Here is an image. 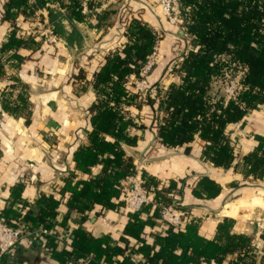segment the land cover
I'll return each instance as SVG.
<instances>
[{
	"label": "trees",
	"instance_id": "16d2710c",
	"mask_svg": "<svg viewBox=\"0 0 264 264\" xmlns=\"http://www.w3.org/2000/svg\"><path fill=\"white\" fill-rule=\"evenodd\" d=\"M35 1L36 4L31 5L29 0H7L4 19L14 21L18 14L32 16L47 0ZM81 1L68 0L66 17L69 20H85L81 14ZM180 3L184 11V30L178 29L177 36L179 44H184V50L178 52L168 69V75H177L180 83L164 89L158 82H147L144 94L134 89L160 37L141 20L130 19L131 10L127 8L120 18L122 27L126 26L123 43L97 60L90 81L85 80L82 70L72 77L74 82L85 81V86L73 90L75 95L84 94L90 86L95 102L90 109L88 144L78 148L73 155L75 170L89 178L73 183L75 173L72 172L64 179L60 191L68 211L83 213L95 205L102 211L123 210L120 183L135 173V165L122 146L136 145L138 137L132 132L145 129V119L150 120L155 140L167 149L183 148L188 153L190 144L197 137L203 147L204 161L224 170L231 166L236 170L241 163L239 173L244 180L264 178V135H255L254 149L238 161L237 140L229 131L257 105H264V0H180ZM96 6L97 3L88 0V15ZM46 10L52 34L65 39L67 44L76 41L74 31L65 36L59 13ZM17 29L14 25L7 39L0 43V79L7 77L10 81L0 94V106L7 115L14 118L21 115L25 124H29L28 88L17 77L7 76L6 68L18 70L25 61L33 59L43 40L18 36ZM20 49L30 53L23 56L18 53ZM232 65L235 74L238 69L242 70L241 89L234 100L226 98L222 89L225 70ZM144 109L148 112H142ZM131 113L136 117L132 118ZM97 167L99 172L90 176L91 169ZM145 179L144 187L152 196V204L175 203L179 210L187 212L168 196L173 184L156 190L155 183L148 177ZM238 185L234 183L232 187ZM220 191L219 184L204 176L197 181L192 194L208 200L217 197ZM61 203L62 200L52 195H41L34 201L37 213L27 211L23 221L32 230L44 225L51 229ZM142 210L126 213L129 222L125 228V235L138 241L133 252L143 256L145 261L141 264H223L232 255L237 258L228 264H243V257L251 254L250 239L232 233L234 221L228 218L216 226L213 239L201 237L197 222L191 220L180 229L166 228L162 233L154 234L152 243H146L141 234L147 224L153 223L151 218H156L159 209L147 220L140 218ZM7 212L0 216L16 222L19 214L13 209ZM70 235L72 250L57 254L59 260L67 263L91 257L89 264H101L105 247L108 248L107 237L97 239L81 229ZM260 238L264 243V232ZM123 242L124 247L115 246L109 250L105 264H113V257L122 253L123 260L114 264H134L129 256H124L128 241ZM260 258V264H264V252Z\"/></svg>",
	"mask_w": 264,
	"mask_h": 264
},
{
	"label": "crops",
	"instance_id": "0c3cea01",
	"mask_svg": "<svg viewBox=\"0 0 264 264\" xmlns=\"http://www.w3.org/2000/svg\"><path fill=\"white\" fill-rule=\"evenodd\" d=\"M93 1L97 6L92 8L93 13L89 15L88 0L81 1L84 21L66 17L68 0H47L34 15L18 14L14 21H9L4 19L7 0H0V43L7 39L14 25L18 27V36H33L36 40H43L33 59L25 61L18 70L6 68L7 76L17 77L28 88L30 118L29 124H25L21 115L14 118L4 113L0 106V213L4 215L13 209L18 214L19 211L26 213L29 210L36 214L38 210L34 201L41 195H52L62 200L52 226L55 234L66 236L81 229L97 239L107 237L108 248L105 247L101 264H105V256L111 248L124 247L123 240H127L124 256H129L134 264H141L145 261L143 256L133 252L138 247V241L125 235L129 222L126 212L102 211L96 205L83 213L68 211L65 197L60 194L64 179L72 172L75 173L73 183L89 178V175L75 170L73 155L78 148L88 144L90 109L95 102V95L90 86H87L84 94L75 95L73 90L84 85L85 81L74 82L72 77L82 70L85 80L90 81L97 60L123 43L126 26L122 27L120 18L125 8L131 10L130 19L141 20L160 37L157 61L148 78L150 84L158 82L160 88L165 89L170 84L180 83L177 75H168V69L178 52L184 50V44H179L178 28L170 26L158 7L146 0ZM29 3L33 5L36 1L29 0ZM46 9L59 13L65 36L68 37L74 31L76 41L67 44L65 39L58 37L55 44L46 43L45 39L51 32ZM37 24L44 30H36ZM18 53L24 56L30 52L20 49ZM9 85L7 77L1 78L0 94ZM142 112L147 113L148 109ZM149 121L144 120L145 129L132 132L138 137L135 146H122L134 165L143 156L149 157L139 172L144 182L145 177H148L155 183L156 190L173 184L168 196L187 210L190 219L197 222L198 234L205 239H213L216 226L223 219L233 220L232 233L250 239L251 254L243 257V264H260V256L264 252V243L260 238L264 229L259 226L264 220V178L244 180L239 173L242 170L241 163L236 170L234 166L224 170L204 161L203 147L197 137L190 144L188 153L183 148L167 149L155 140ZM237 124V127L235 124L231 126L229 131L231 137L237 140L236 143H240L237 157L240 161L243 155L254 149V136L264 135V112L249 111L245 119ZM98 172L99 167L92 168L90 176ZM204 176L214 180L221 188L220 194L214 199H199L192 194L197 181ZM234 183H238V187H232ZM147 206L139 213L144 220L152 217L157 210L155 204ZM158 217L159 211L156 218H151L153 223L143 229L141 238L146 243L151 244L152 236L165 230L158 226ZM48 242L42 236L23 238L0 257V264H89L91 260V257H87L65 263L57 258V254L72 250L71 239L68 245L53 246ZM236 258L232 255L223 264ZM122 260L123 253L112 259L113 264Z\"/></svg>",
	"mask_w": 264,
	"mask_h": 264
},
{
	"label": "built area",
	"instance_id": "2783aa9c",
	"mask_svg": "<svg viewBox=\"0 0 264 264\" xmlns=\"http://www.w3.org/2000/svg\"><path fill=\"white\" fill-rule=\"evenodd\" d=\"M150 5L158 7L159 11L164 15L169 24L183 29V10L181 9L180 0H146ZM157 33V32H156ZM158 34V33H157ZM184 38L187 35H183ZM46 43L55 44L58 38L51 32L49 37L45 39ZM158 43L155 45L154 51L148 58L147 63L141 71V78L135 83L134 89L140 94H144L147 90V82L153 66L156 64L158 54ZM190 49V47L188 48ZM234 65L226 68L224 82L222 84L223 92L226 98L235 99L238 91L241 89L240 77L242 70H237L236 74L233 71ZM237 77V82L234 85L233 79ZM255 110L264 112V105H257ZM131 117L135 118V114L131 113ZM234 126H238L236 123ZM240 143H236L238 146ZM148 156H143L140 162L135 165V173L121 181L120 186L123 194V210L122 212L136 213L141 211L144 207L152 203V196L144 187V180L140 176L141 167L147 162ZM178 205V204H177ZM175 203L172 204H155L159 209L158 226L160 228H175L180 229L187 225L191 219L189 213L179 210ZM118 211V210H116ZM19 218L13 222L7 218L0 216V257L7 254L9 250L23 238L46 237L53 246L69 244L70 235L59 236L55 234L54 230L48 226H40L37 229H31L27 223L23 221L24 211H19ZM260 229H264V220L259 225ZM52 248V247H51ZM84 262V261H82ZM86 263V262H85Z\"/></svg>",
	"mask_w": 264,
	"mask_h": 264
},
{
	"label": "rangeland",
	"instance_id": "374dc122",
	"mask_svg": "<svg viewBox=\"0 0 264 264\" xmlns=\"http://www.w3.org/2000/svg\"><path fill=\"white\" fill-rule=\"evenodd\" d=\"M95 1H96V0H95ZM116 1H117V0H116ZM169 25L172 26L173 28H175V26H173V25H171V24H169ZM35 26H36V28H35L36 30H44V28L41 27V26L38 25V24L35 25ZM176 28H177V27H176ZM178 29H179V28H178ZM158 54H159V53H158ZM157 57H158V56H157ZM156 61H157V58H156ZM237 80H238L237 77H235V78L233 79V82H234L233 84H234V85L236 84Z\"/></svg>",
	"mask_w": 264,
	"mask_h": 264
}]
</instances>
